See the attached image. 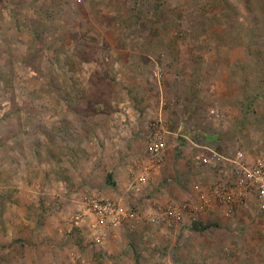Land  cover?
I'll return each mask as SVG.
<instances>
[{"label":"rangeland","instance_id":"374dc122","mask_svg":"<svg viewBox=\"0 0 264 264\" xmlns=\"http://www.w3.org/2000/svg\"><path fill=\"white\" fill-rule=\"evenodd\" d=\"M239 150L264 155V0H0V264H264L254 197L165 215Z\"/></svg>","mask_w":264,"mask_h":264},{"label":"built area","instance_id":"2783aa9c","mask_svg":"<svg viewBox=\"0 0 264 264\" xmlns=\"http://www.w3.org/2000/svg\"><path fill=\"white\" fill-rule=\"evenodd\" d=\"M165 144L158 142L153 146L157 155L163 151ZM229 165V177L226 181H219L212 185L196 184L193 186L198 195V201L184 202L174 206L169 204L165 208V215L169 219H180L186 211L201 213L206 208L218 202L220 204L236 206L249 197H254L258 212L264 215V155L249 159L241 150L226 160ZM195 166L209 165V159L197 154L194 157Z\"/></svg>","mask_w":264,"mask_h":264},{"label":"crops","instance_id":"0c3cea01","mask_svg":"<svg viewBox=\"0 0 264 264\" xmlns=\"http://www.w3.org/2000/svg\"><path fill=\"white\" fill-rule=\"evenodd\" d=\"M177 167H180L179 164L177 165ZM201 167H203V166H201ZM201 169L203 170L204 167L201 168ZM197 170H198V168H197ZM183 174H184L183 176H185V179H184V180H187V177H188V176L185 175V174H186L185 172H184ZM189 176H190V175H189ZM200 181H203V180H200ZM197 183H198V182H197ZM199 184H200V183H199ZM202 185H203V184H202ZM192 187H193V186H192ZM192 196L194 197L195 200H194V199H193V200H194L195 202L198 201V195H197V193H193V195H191V197H192ZM194 201H193V202H194ZM205 210H207L206 213L209 211V213H207L206 215H210V214H211L210 210H211V211L214 210V208H213V204H212L211 206H209L208 208H206ZM205 210H204V211H205ZM212 212H214V211H212ZM199 214H202V212L199 213ZM203 214H204V213H203Z\"/></svg>","mask_w":264,"mask_h":264},{"label":"trees","instance_id":"16d2710c","mask_svg":"<svg viewBox=\"0 0 264 264\" xmlns=\"http://www.w3.org/2000/svg\"><path fill=\"white\" fill-rule=\"evenodd\" d=\"M207 228V226H200L199 224H195V225H193V229L195 230V231H199V230H201V229H206Z\"/></svg>","mask_w":264,"mask_h":264}]
</instances>
